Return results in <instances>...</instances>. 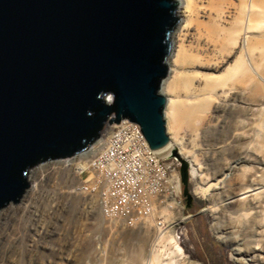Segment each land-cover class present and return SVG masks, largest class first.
Returning a JSON list of instances; mask_svg holds the SVG:
<instances>
[{"label":"rangeland","instance_id":"1","mask_svg":"<svg viewBox=\"0 0 264 264\" xmlns=\"http://www.w3.org/2000/svg\"><path fill=\"white\" fill-rule=\"evenodd\" d=\"M222 2L221 18L210 8L194 17L176 65L172 53L168 57L166 127L195 171L191 205L181 184L183 209L156 210L147 224L126 228L66 188L51 202L58 208L52 235L24 231L23 210L6 206L0 210V264H264V250L254 242L264 241V203L247 209L250 198L237 196L252 186V171H264V22L235 43L242 0ZM48 208L44 201L39 210L47 214Z\"/></svg>","mask_w":264,"mask_h":264},{"label":"water","instance_id":"2","mask_svg":"<svg viewBox=\"0 0 264 264\" xmlns=\"http://www.w3.org/2000/svg\"><path fill=\"white\" fill-rule=\"evenodd\" d=\"M176 5L0 0V209L18 203L30 168L83 151L107 125L138 124L152 151L169 143L160 89ZM169 158L189 207V164Z\"/></svg>","mask_w":264,"mask_h":264},{"label":"built area","instance_id":"3","mask_svg":"<svg viewBox=\"0 0 264 264\" xmlns=\"http://www.w3.org/2000/svg\"><path fill=\"white\" fill-rule=\"evenodd\" d=\"M107 128L103 137L83 151L28 170V188L18 203L7 205L10 211L23 210L24 231L56 234L58 208L53 199L66 188L91 201L105 220L126 228L147 224L156 210L174 213L184 208L178 167L149 148L139 125L122 120ZM33 172L39 173L34 182L30 180ZM27 194V199L32 198L22 202ZM44 201L49 207L47 214L39 210ZM156 224L164 226L162 221Z\"/></svg>","mask_w":264,"mask_h":264},{"label":"bare ground","instance_id":"4","mask_svg":"<svg viewBox=\"0 0 264 264\" xmlns=\"http://www.w3.org/2000/svg\"><path fill=\"white\" fill-rule=\"evenodd\" d=\"M175 1L177 2V5H176V8L174 10V16L176 18H178V22L175 25L176 28L174 27L175 28L174 33H172L174 30L173 29L169 35V41H170V45H171L170 54L172 53V58H174L173 64L176 65V63L178 62L179 54L182 51V41H183L182 39L186 36L187 31L191 27V24L194 21V17L200 15L201 13H205L204 10L206 8H210V10L214 13V15L217 19L221 18L222 17V9L221 8H222L223 2H222V0H183V4L180 5L179 4L180 0H175ZM256 8H259V10H260L259 13H255ZM238 10H239V14L241 15V18L238 21L239 26H238L237 30L232 32L233 33L232 40H234L235 43H237V42L239 43V41L246 40V38L248 37V34L251 33L253 29H258L263 24L262 22H264V0H242ZM257 17H258V20H257L258 22L256 21L257 23H255V22L253 23V21H255L254 18H257ZM171 34H172V36H171ZM171 37H172V39H171ZM174 51H175V54H174ZM168 61L170 62V58L169 59L167 58V65H168ZM168 69H169V67H168ZM168 74H169V72H168ZM167 77H168V75H167ZM165 79L161 83L160 92L166 98L165 109H166V106H167V108L169 107V109H172V102L169 99H167V96L165 93L166 89H170L172 83H170V79H168V80H165ZM165 109H164V118H165ZM166 131H167V127H166ZM167 134H168V132H167ZM177 148L178 147H177L176 143L174 141H171L170 136H169V143L167 145H165L163 148H161L160 150H156L155 152L157 155H159V156H161L167 160L169 158L172 150L177 151L179 154V151L177 150ZM171 159L172 158H169V160H171ZM176 165H178V164H176ZM37 168H40V167H37ZM230 170H232L231 167H230ZM189 171H190V176H191V180H192V178L195 175V171L193 168H191V170H190V167H189ZM178 173H179V171H178ZM172 175L174 176V178L178 177V176H176L177 173H174ZM249 180H250L252 186H250L249 189L242 191L237 196L240 198H243V199L250 198L249 199L250 201H248V203L246 204L247 209H251V210L254 208H257V209L260 208L261 209L262 204L264 203V171H262V168H258L256 170L252 171L250 173ZM253 200H259V206L260 207L256 206V203L252 202ZM159 211L161 212L162 210L159 209ZM257 211H259V210H257ZM161 214L164 215L162 212H161ZM263 215H264V211H263ZM101 217H102V215H101ZM253 219H255V216H253ZM164 220L166 222V219H164ZM262 222H264V220ZM158 229L161 230L160 227ZM254 242H255V245L258 244V246H260V248L262 250H264V241L263 240L259 241V240L255 239ZM150 262H152V260Z\"/></svg>","mask_w":264,"mask_h":264}]
</instances>
